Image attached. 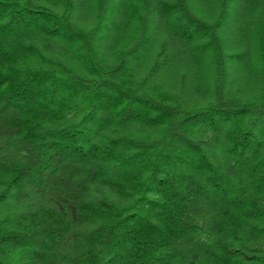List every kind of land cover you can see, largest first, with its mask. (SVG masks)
I'll list each match as a JSON object with an SVG mask.
<instances>
[{
    "label": "trees",
    "instance_id": "1",
    "mask_svg": "<svg viewBox=\"0 0 264 264\" xmlns=\"http://www.w3.org/2000/svg\"><path fill=\"white\" fill-rule=\"evenodd\" d=\"M0 264H264V0H0Z\"/></svg>",
    "mask_w": 264,
    "mask_h": 264
}]
</instances>
